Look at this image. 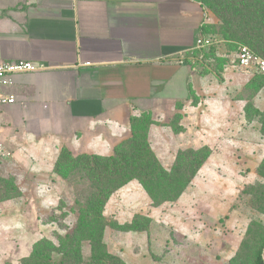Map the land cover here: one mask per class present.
<instances>
[{"label":"crops","instance_id":"crops-1","mask_svg":"<svg viewBox=\"0 0 264 264\" xmlns=\"http://www.w3.org/2000/svg\"><path fill=\"white\" fill-rule=\"evenodd\" d=\"M208 16L193 0H0V62L48 67L16 75L12 86L0 89L17 100L0 107V143L10 154L0 156V175L25 173L37 196L50 193L51 204V185L64 184L53 173L62 148L110 156L130 136L131 118L175 103H182L184 118L203 108L201 121L226 123V140L245 139V84L231 97L229 80L236 77L226 69L225 99L210 80L221 83L216 74L200 76L185 61ZM263 91L254 99L261 111ZM196 132L205 139L215 131ZM203 146L213 150L208 141Z\"/></svg>","mask_w":264,"mask_h":264},{"label":"rangeland","instance_id":"rangeland-1","mask_svg":"<svg viewBox=\"0 0 264 264\" xmlns=\"http://www.w3.org/2000/svg\"><path fill=\"white\" fill-rule=\"evenodd\" d=\"M208 12L204 35L200 38L209 40L210 45L197 47L193 50L195 58L192 51L185 55V60L192 58L191 65L198 64L196 70L200 76L207 75L205 72L216 74L221 83L210 80L214 81L217 95L226 99V69H233L231 73L236 77L229 80L231 97L234 88L246 86L255 76L262 75L238 68L239 49L244 45L226 41L220 34L221 22ZM191 96L194 102L199 100L194 92ZM258 102L263 109L264 91ZM182 109L175 103L160 109V114L150 112L156 123L151 140L158 159L169 168L179 150L198 149L205 141L213 149L211 157L174 204L153 209L145 192L135 183L116 194L109 203L107 217H118L120 223H125L137 213L150 216V230L143 233L107 230L105 242L125 264H252L257 243L264 242V177L257 174L264 159L259 118L247 121L245 139L238 143L230 137L226 140V123L216 124L215 118L213 125L206 124L205 118L201 121L203 108L199 115L186 114L185 118ZM203 127L215 132L203 134L205 139H202L196 130L202 133ZM19 174L21 177L0 175V179L15 178L23 192L21 199L0 204V264H19L31 252L35 241L42 237L56 240L54 232L64 234L63 226L71 228L74 223L71 215L65 221L61 217L56 222L49 220L52 215H59L60 199L66 201L68 209L72 204V194L69 195L65 184L51 185L54 201L50 204V193L37 196V189L32 187L27 175Z\"/></svg>","mask_w":264,"mask_h":264},{"label":"trees","instance_id":"trees-1","mask_svg":"<svg viewBox=\"0 0 264 264\" xmlns=\"http://www.w3.org/2000/svg\"><path fill=\"white\" fill-rule=\"evenodd\" d=\"M193 1L219 19L223 26L220 34L226 41L244 45L264 59V0ZM204 30L203 25L200 37ZM193 56L195 58L196 52ZM185 61L193 69H198V64L192 66L190 59ZM263 88L264 75L255 76L240 95L246 101L247 121L259 118L260 133L264 137V111L254 105L255 97ZM179 104L182 109V103ZM154 125L150 112L131 118L130 136L116 144L110 156L74 155L65 147L61 149L53 173L65 184L73 201L68 209L66 201L60 199L59 215H52L49 220L56 222L61 217L65 221L71 215L73 226H63L66 229L64 234L54 232L56 240L42 238L35 242L29 255L21 258L19 264H125L120 256L109 250L105 242L106 231L148 232L152 220L137 214L130 223L119 224L105 215L110 198L135 182L144 190L152 207L174 204L192 185L212 155L208 146L179 150L172 165L166 168L153 149L151 130ZM257 174L264 177V159ZM22 196L15 178L0 179V204L19 200ZM263 252L264 242L261 241L253 253L252 264H264Z\"/></svg>","mask_w":264,"mask_h":264},{"label":"built area","instance_id":"built-area-1","mask_svg":"<svg viewBox=\"0 0 264 264\" xmlns=\"http://www.w3.org/2000/svg\"><path fill=\"white\" fill-rule=\"evenodd\" d=\"M209 45V40L200 38L196 43V48ZM238 68L255 70L259 74L264 75V59L253 54L248 47L242 46L239 49ZM46 70H48V67L45 65H34L25 61L0 62V89L12 86L16 75ZM16 101L15 96L0 92V107L13 105ZM0 156L3 158L10 157V154L5 150L2 143H0Z\"/></svg>","mask_w":264,"mask_h":264},{"label":"water","instance_id":"water-1","mask_svg":"<svg viewBox=\"0 0 264 264\" xmlns=\"http://www.w3.org/2000/svg\"><path fill=\"white\" fill-rule=\"evenodd\" d=\"M263 261H264V253H263Z\"/></svg>","mask_w":264,"mask_h":264}]
</instances>
